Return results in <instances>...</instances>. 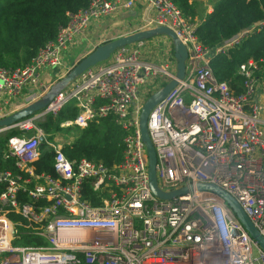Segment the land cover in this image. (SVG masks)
Listing matches in <instances>:
<instances>
[{"label": "built area", "instance_id": "1", "mask_svg": "<svg viewBox=\"0 0 264 264\" xmlns=\"http://www.w3.org/2000/svg\"><path fill=\"white\" fill-rule=\"evenodd\" d=\"M121 12L131 16L123 35L164 26L187 51L184 77L147 119L158 187L169 192L198 182L216 185L235 197L264 237V79L256 75L264 71V60L240 65L245 80L239 94L218 81L210 66L212 55L239 43L264 21L208 50L195 34L196 22L171 0H91L85 9L66 13L67 24L28 65L0 68V119L43 97L67 73L65 56L74 47L79 57L92 51L81 42L85 30ZM175 72L170 39L156 35L114 50L43 110L0 127L5 156L30 176L0 170V264H264V252L217 194L191 190L161 199L150 191L139 115L146 98ZM70 100L77 114L60 126L84 128L93 118L111 114L125 131L116 166L69 160L64 142L47 139L37 128L35 123L56 116ZM42 142L53 153L54 177L32 173ZM85 181L95 204L82 195ZM11 213L36 226L31 232L43 243L13 245Z\"/></svg>", "mask_w": 264, "mask_h": 264}, {"label": "trees", "instance_id": "2", "mask_svg": "<svg viewBox=\"0 0 264 264\" xmlns=\"http://www.w3.org/2000/svg\"><path fill=\"white\" fill-rule=\"evenodd\" d=\"M90 1L0 0V68L28 65L38 50L52 41L59 28L67 24L66 13L83 10ZM171 1L186 19L196 22L195 34L208 50H213L238 32L264 21V0H219L200 19L192 0ZM263 60L264 23L225 52L212 55L210 66L218 81L226 82L233 93L239 94L243 92L245 80L239 72L240 65L248 61L261 63ZM256 75L259 76V81L264 79V71H259ZM76 114L77 108L74 105H66L56 116L48 115L38 121L37 125L47 139L71 135V139L62 145V152L69 160L84 158L108 168L116 166L123 156L122 139L125 131L115 122V117L111 114L95 117L84 128L76 125L60 126L61 122L74 119ZM12 133L14 132L8 134ZM5 138L4 135L0 136V170H8L23 178H29V173L16 166L14 158L5 156ZM39 147V157L30 164L32 173L54 177L53 153L44 142ZM3 187L0 183V191ZM81 192L93 204L97 202L86 181L81 186ZM9 216L15 222L13 245L43 243L41 237L33 236L31 231L36 226H28L25 217L18 213H11Z\"/></svg>", "mask_w": 264, "mask_h": 264}, {"label": "water", "instance_id": "3", "mask_svg": "<svg viewBox=\"0 0 264 264\" xmlns=\"http://www.w3.org/2000/svg\"><path fill=\"white\" fill-rule=\"evenodd\" d=\"M156 35H164L170 39L173 48L176 72L175 78L171 79L162 88L153 92L146 98V100L143 102L139 115V131L141 139L145 145L148 184L150 191L154 196H157L161 199H170L171 197L178 196L191 190L210 191L217 194L224 201L236 219L242 224L248 235L264 252V237L255 228L249 217L244 213L235 197L227 191L216 185L201 182L184 185L169 192L162 191L157 185L155 174L156 155L154 147L148 136L147 119L149 118L154 106H156L163 98H165V96L176 85L177 80H181L184 77L187 60V51L185 46L177 39L175 34L170 29L164 26H157L147 30L121 35L110 39L105 43L97 45L91 52L83 56L73 66L68 67L67 73L59 81L53 83L43 97L0 119V127L9 126L25 117L33 115L37 111L43 110L61 89L67 86L89 67H92L95 64L108 59L114 50L126 45L149 39Z\"/></svg>", "mask_w": 264, "mask_h": 264}, {"label": "rangeland", "instance_id": "4", "mask_svg": "<svg viewBox=\"0 0 264 264\" xmlns=\"http://www.w3.org/2000/svg\"><path fill=\"white\" fill-rule=\"evenodd\" d=\"M219 0H192L193 4L195 5L198 14L200 15L199 19L204 17V15L208 12V9H212V7L218 2ZM109 20L104 22L103 26L100 29H96L92 25L89 26V28L85 31L86 35H90L92 38L91 45H88V50L92 49L95 47L97 44H102L108 41V39H111L112 37H118L120 36L119 33H121L118 29L123 30V27L125 26V22H128L129 19L131 18L130 13L127 12H121V13H116L113 14L112 16L108 17ZM105 18L104 20H106ZM117 31V32H116ZM123 35V34H122ZM113 39V38H112ZM161 42L163 38H160ZM97 43V44H96ZM96 44V45H95ZM78 51L74 50L73 51V56L71 59H66L64 62H68L69 67L74 65L78 60H80L82 57L78 59L77 57ZM87 55V54H86ZM77 58V59H76ZM60 69V73H61ZM60 73H57L59 75ZM48 79V78H47ZM51 81V78L48 79V83ZM67 105L73 106L74 101L70 100ZM35 125L38 128L37 123ZM58 139H61L62 142H67L68 140L71 139V135L68 134L65 137L62 136H56Z\"/></svg>", "mask_w": 264, "mask_h": 264}, {"label": "crops", "instance_id": "5", "mask_svg": "<svg viewBox=\"0 0 264 264\" xmlns=\"http://www.w3.org/2000/svg\"><path fill=\"white\" fill-rule=\"evenodd\" d=\"M210 9V8H209ZM208 9V10H209ZM112 16V15H111ZM109 20V18H107L106 20H101V21H99V22H96V23H93V24H91L93 27H95L96 29H100L102 26H103V24H104V22H106V21H108ZM89 28V27H88ZM87 28V29H88ZM86 29V30H87ZM85 30V31H86ZM121 33H119V35L121 36L122 34H124V31H122L121 29H118ZM117 32V31H116ZM112 38H114V37H112ZM111 38V39H112ZM81 39H82V44H86L87 46L90 44H92L91 43V41H92V38H91V36L90 35H86L85 34V32H84V34H83V36L81 37ZM108 40H110V39H108ZM97 44V43H96ZM95 44V45H96ZM98 45V44H97ZM75 46V45H74ZM96 47V46H95ZM95 47H93V48H95ZM93 48L92 49H90L89 51H91V50H93ZM74 50H76V47H74ZM72 56H73V52L70 54V55H67V57L65 56V60L66 59H71L72 58ZM77 57H78V54H77ZM77 59V58H76ZM66 63H68V62H66ZM66 63H65V65H66Z\"/></svg>", "mask_w": 264, "mask_h": 264}]
</instances>
